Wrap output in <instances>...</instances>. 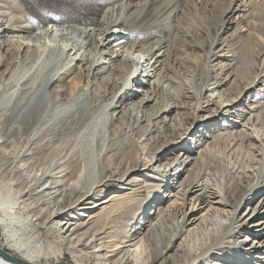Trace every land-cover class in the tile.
<instances>
[{
    "label": "bare ground",
    "instance_id": "1",
    "mask_svg": "<svg viewBox=\"0 0 264 264\" xmlns=\"http://www.w3.org/2000/svg\"><path fill=\"white\" fill-rule=\"evenodd\" d=\"M85 1L83 16L103 8L100 19L78 22L65 10L63 21L42 9L45 24L10 16L9 2L0 0V252L28 264L47 253L56 258L51 264H264L260 105L237 110L241 95L225 93L235 76L221 61L220 76L205 85L194 109L216 104L215 116L189 123L174 115L176 105L166 99L169 45L151 41L162 25L157 34L138 32L153 1L140 10L138 0ZM63 23H74L76 34ZM261 74L249 87L264 86ZM221 116L227 127L210 141L209 127ZM164 130L172 137L158 155L145 154ZM224 134L230 155L245 156L231 167L226 194L203 167ZM235 137L242 151L231 146ZM107 158L115 165L109 174ZM143 178L165 198L158 211H149L155 194L135 202ZM112 184L119 188L106 194ZM241 207L247 210L239 216ZM171 212L181 215L176 232L166 222ZM199 231L204 241L192 245ZM0 264L18 263L0 256Z\"/></svg>",
    "mask_w": 264,
    "mask_h": 264
},
{
    "label": "rangeland",
    "instance_id": "2",
    "mask_svg": "<svg viewBox=\"0 0 264 264\" xmlns=\"http://www.w3.org/2000/svg\"><path fill=\"white\" fill-rule=\"evenodd\" d=\"M6 1L9 2L7 11L10 13V16H20L21 14V16H26L25 19L33 23L41 21L45 22V24L48 23L47 20H44V13L42 15L39 13L42 12V9L48 10L45 14L57 15L63 21L67 20V16L63 11L70 10L69 13H71L73 10L74 18L78 22H89V19H100L103 11V8H99V10H95L94 15L84 17L83 12L87 9L85 3H88L85 0ZM150 1H153V6L144 21L145 25L138 32L143 35L151 33L157 34L159 31H156V27L162 25L161 31L151 41L157 38H163L165 40L167 39L169 45L171 60L168 74L172 88L171 92L166 96V99L169 103L174 102L176 105L173 114H181L184 118H187L189 123L194 120V116H197V119L213 118L215 116L217 110L216 104L210 105L211 110H198L197 112L194 109L196 108L198 100H200L198 97L202 95V89H204L205 85L213 82L216 77L220 76L222 72L220 63L222 61L223 64L228 65L225 72H232L235 76L229 77L233 83L231 86L225 87V93H229L233 97L241 95L239 99L242 101L237 104V110L249 111L248 106L250 104H259V111H263L264 116V86L249 87V84L256 75L262 72L261 75H264V62L262 61L264 60V0ZM34 2H39V4L35 5ZM148 2L149 0H138L136 2L138 3L137 10L142 9L144 6L147 7ZM61 25L66 32L76 34L74 23H63ZM210 51H213V54L217 55V57L214 55L211 59V68L208 67ZM222 54H226L228 57L221 59ZM225 72L223 71V73ZM222 77L225 78L226 75ZM64 82H66V79ZM5 86L6 83L0 76V88L2 89ZM221 90L222 88L219 89L216 96H219ZM225 124L223 116L221 118L218 117L211 124L207 135L208 137H213L210 141L216 138L221 132H224V129L227 127ZM199 132L200 134L203 133L201 130ZM178 133L181 132H176L174 135ZM193 135H198V130ZM227 136H230V134H224L221 138L213 142L211 145V147L214 146L213 153L210 155L208 162H204L203 164L207 175L206 178L208 177L211 184L217 190L223 191L224 194L229 189L230 172L234 171L231 167L237 160L244 162L245 158L244 156L242 160L237 154L230 155V151L225 146L226 142L221 141L223 137L227 138ZM138 137V134L130 135L131 140L139 139ZM171 137L172 133L170 130H164L162 133L156 134V138H153L143 148V151L145 154L148 152L149 155L157 156L161 147ZM239 145L240 143L235 137L231 146L236 148ZM238 149L242 151V147ZM142 154L141 151L140 157H143ZM104 165L106 167L105 173L109 174L115 169L114 161L111 158L104 159ZM190 175H193L192 171ZM146 184L147 181L144 179L138 186L137 191L134 193L135 202L138 205L145 204L149 201L151 195L155 194V198L149 202L151 204L149 211H158L159 206H163L161 203L165 201V198L156 194L157 192L155 190H149ZM118 188V185L112 184L106 188V194L116 191ZM163 190L164 188L162 189V193ZM233 202L235 203L234 200ZM246 210L247 208L241 207L238 213L239 216H242ZM180 216L179 214L175 217L173 212H171L166 219L169 225H173L172 230L175 232L178 230V219H180ZM138 231L137 226V229L131 233L130 238L133 239ZM0 234L2 235V231H0ZM242 235L244 236L246 233ZM203 241V231H199L190 238L191 244L196 246H200ZM66 259H68V255ZM55 261V256H49L47 253L40 257L39 264H51Z\"/></svg>",
    "mask_w": 264,
    "mask_h": 264
},
{
    "label": "water",
    "instance_id": "3",
    "mask_svg": "<svg viewBox=\"0 0 264 264\" xmlns=\"http://www.w3.org/2000/svg\"><path fill=\"white\" fill-rule=\"evenodd\" d=\"M0 256H1L3 259H5V260L14 261V262H16V263H18V264H28V263H26V262H24V261H22V260H20V259H14V258H12L10 255L5 254V253H1V252H0Z\"/></svg>",
    "mask_w": 264,
    "mask_h": 264
}]
</instances>
